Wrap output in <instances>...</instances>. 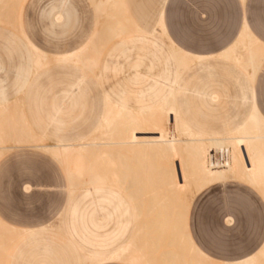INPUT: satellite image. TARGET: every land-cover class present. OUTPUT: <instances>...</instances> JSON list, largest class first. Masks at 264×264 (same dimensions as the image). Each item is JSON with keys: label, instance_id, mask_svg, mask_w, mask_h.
Wrapping results in <instances>:
<instances>
[{"label": "rangeland", "instance_id": "rangeland-1", "mask_svg": "<svg viewBox=\"0 0 264 264\" xmlns=\"http://www.w3.org/2000/svg\"><path fill=\"white\" fill-rule=\"evenodd\" d=\"M18 1L2 0L0 4V147L4 148L0 151V223L19 232L10 235L0 230V264H81L75 243L94 250L98 241H104L106 249L111 250L133 238L138 246L154 242L146 248L147 254L154 264H165L162 252H177L173 219L180 222L182 214L183 229L179 226L178 231L187 233L209 257L207 264H223L255 253L264 242V195L236 174L228 173L224 185L197 192L185 213L183 207L171 208L175 211L171 218V214H164L170 207L158 200L162 193V158L159 160L158 155L152 158L123 153L118 159L121 167L112 171L121 183L105 185L106 192L113 194L95 201L99 215L92 221L60 217L67 195L65 177L48 151L38 148L49 145L51 138L47 77L52 65L33 73L23 44L29 41L48 57L86 45L88 50L83 56L98 55L118 66L115 74L96 78L79 71L68 79L72 90L83 97L76 100L71 119L58 135L75 138L97 121L104 107V93L114 87L124 93L129 90L124 78L134 74L131 66L138 58L143 59L141 75H163L162 56L148 54L147 44L144 48L132 45L130 38L138 34L131 29L137 26L145 32L159 31L162 16L169 34L184 49L217 53L231 34L228 27H222L225 19L220 0H111L109 4L106 1L110 0H68L67 23L56 21L54 14L46 12L55 0H24V4ZM261 26L260 40L264 43V22ZM118 27L127 33L114 39L112 30ZM157 36L160 37L158 33ZM159 42L170 53L166 40ZM260 59L255 89L259 109L264 113V55ZM232 67L238 66L234 63ZM237 84L234 74L221 72L218 64L188 62L179 69L176 97L180 114L195 129L225 133L228 125L241 124L249 113ZM145 85L141 84V88ZM146 106L150 108L152 104ZM28 130L36 136L35 142L21 135ZM118 160L114 159L115 163ZM72 204L85 205L80 190ZM101 210L108 211L110 217L103 219ZM157 232L166 233L172 240L175 237L176 245L171 246L170 239L160 241L166 234ZM79 237L89 243H82ZM189 251L186 246L180 249L181 260L188 262Z\"/></svg>", "mask_w": 264, "mask_h": 264}, {"label": "crops", "instance_id": "crops-1", "mask_svg": "<svg viewBox=\"0 0 264 264\" xmlns=\"http://www.w3.org/2000/svg\"><path fill=\"white\" fill-rule=\"evenodd\" d=\"M68 5H70L68 0H55L51 2L46 12L48 14H54L56 21H63L64 23H67L69 20V10L66 8V6ZM220 7L224 17L223 19H225V23L222 24V27H228L227 31H229L231 34L227 37L226 42L222 45V49L217 53H191L190 51L184 49L169 34L168 28L162 16H160L158 23L159 31L153 30L151 32H145L143 29L137 26L131 29L138 34L137 36L130 38V43L132 45L141 46V48H144V44H147L149 45L147 48L148 54L156 58L157 56H162L163 65L165 67L163 75L156 78L141 75L139 70L142 66L143 59L138 58L133 66H131V68L134 70V74L124 78V82L130 87L129 90L124 93L120 92L114 87L113 90L104 93V107L97 121L89 125L88 131H83L76 134L75 138L69 136L68 134L58 135V132H61L71 119V114L73 111L72 108L76 103V100L83 97L81 92L75 93V91L72 90V87L68 83V79L74 77L79 71L99 78V76H105L109 73L115 74L118 72L119 68L115 63L106 59H101L99 56L92 68L88 66L86 67L84 65L82 66L75 61L73 62V60L65 61L68 60L70 56L72 57L85 51V49H88L86 45L71 52L52 54L49 57L47 56L50 60L47 65H52V68H50L48 71L47 77L48 93L50 95L48 122L50 127L49 135L51 138L49 145L38 148L46 149L48 151L52 160L59 165L65 177V188L67 195L65 206L59 213L60 217L78 219L83 223L92 221L94 217L99 215L98 211L94 207L95 201L98 200L101 202L107 198L106 196H111L113 194L112 192L109 194L106 192V182H93L89 185L74 190L70 195L67 169L61 163V161L48 150L50 147H75L76 145H81L82 142L84 143L87 141L89 138H91V136L93 137V135L97 132V129H99L101 126L100 124L104 119V113L108 105L115 106L129 113L146 114L150 113L151 111H156L172 101L173 105L171 103L170 104L173 106L177 118L189 131L200 137L215 140L228 139L231 136L237 134L242 128L244 129L248 125L255 113L264 121V113L259 109L257 91L255 89L257 76L262 65L260 56L264 55V43L260 40L259 34V27H263L261 26V23L264 22V0H220ZM58 10L59 12H57ZM125 33H127V30L124 28L123 32L113 38L119 39ZM157 33L160 35V37L157 36ZM159 39L162 41L166 40V44L170 49V53H166L163 46L160 44ZM23 44L28 53L29 61L33 67V73H36L38 70L36 71L34 67L35 52H38L43 56L46 55L29 41H25ZM179 52L182 53L181 56H178ZM188 55L189 57L192 56V58L188 57L190 60H187V62H211L213 64H218L221 72L225 70L234 74V77L238 81L237 85L239 87V94L240 96L244 97L245 101H247L249 105V113L241 124L228 125L225 133H212L206 132L202 129L193 128L191 124L182 117L176 97L177 85L179 82V60L186 58ZM234 63L237 64L238 67H232ZM141 84L147 85H145V88H141ZM125 94L129 96L128 99L125 98ZM129 102L133 103L134 106L129 105ZM149 103L152 104V107L150 108L146 106V104ZM137 104H139V106H135ZM173 160L175 159L172 158V161ZM226 182L228 181L223 179L222 181L211 183L203 189L221 186ZM243 182L252 188H255L249 183L245 181ZM79 190L81 191V202H85V205L83 206L79 204H72L74 196ZM263 190L264 181L261 189H257V191L260 192L261 195H264ZM101 211L103 213V219L110 217L108 211ZM227 222L231 223V218H228ZM4 227L7 230V232H4V234L15 235L19 233L14 228L6 226ZM86 229L87 227L83 226V230L86 231ZM184 235L189 239L195 250H197V252H199L205 258L206 263L209 262V257L190 239L189 235L187 233ZM79 238H81L82 243H89L84 241L82 237ZM134 240L135 239L133 238L111 250L106 249L107 245L104 241H98L95 245L96 249L94 250H87L79 246L77 243H75V247L81 255V264H84V257H88L92 264H112L126 261H122L124 258H122V260L118 259L128 251L129 246ZM144 246L145 244L140 246L137 245V247L133 249L134 255H139V252L142 251L143 248L145 250L146 246ZM2 250L3 252L5 251L4 248H2ZM177 251V254L173 251L174 254L172 253V257L174 256L175 258H180V252L178 249ZM263 254L264 242L255 253L239 260L223 262V264H255V262H259L262 259ZM165 259L164 261H166ZM125 263L130 264L128 262Z\"/></svg>", "mask_w": 264, "mask_h": 264}, {"label": "bare ground", "instance_id": "bare-ground-1", "mask_svg": "<svg viewBox=\"0 0 264 264\" xmlns=\"http://www.w3.org/2000/svg\"><path fill=\"white\" fill-rule=\"evenodd\" d=\"M110 2L111 0L106 1L107 4ZM18 3H20V0ZM22 3L24 4V0H22ZM0 4L2 5V0H0ZM14 5L12 4V7ZM17 7L14 6V9L18 10ZM20 8L22 9L19 6ZM14 13H17V11H14ZM7 14L10 16L9 13ZM17 15L21 16L19 11ZM17 20L20 21V18ZM123 31L124 28L122 27L113 29L112 36L115 37ZM87 50L85 49V51L77 55L70 56L65 61L73 60V62L75 61L82 66L92 68L98 55L83 56ZM188 57L189 55L186 56L187 59L182 57L183 59L179 60V69L181 66L187 65L189 62L187 60H190ZM189 58H192V56ZM49 62L50 60L47 56L35 52L34 67L36 71ZM170 103L173 105L171 101L162 108L146 114L129 113L115 106L108 105L104 113V119L100 124L101 126L93 137L91 136L87 141L82 142L81 145H73L75 147L48 148L51 154L59 159L67 169L69 194L71 195L74 190L93 182L120 184L121 180L117 178V175V177L113 176L112 171L121 167L122 161L118 159H121L123 153L144 157L152 156V158H154L153 155H158L160 156V158L158 157L159 160L162 158V162L158 160L162 175L160 178L162 193L158 200L163 206L170 207L169 210L171 212L169 213V210L167 211L166 209L164 214L168 216L171 214V218H173V212H175L171 208L176 210L177 207H183L182 210L185 208L187 210L189 202L197 192L211 183L226 179L228 173L236 174L239 179L259 190L261 189L264 181V121L256 113L244 129L242 128L241 131L230 138L222 140L206 139L189 131L179 121ZM21 135L26 136V141L28 142H35L36 140V137L29 130L26 133H21ZM18 141L21 142L20 140ZM3 149L0 147V151ZM172 158L175 160L172 161ZM114 159L118 161L115 163ZM156 166L158 169L159 165ZM108 173L112 174L110 178L107 177ZM186 210H184V213ZM140 214L141 212H139V216H141ZM174 217L176 216L174 215ZM183 217L182 214L180 222L184 219ZM180 222L179 219H173L174 228L172 232H176L174 235L176 242L174 240L175 237L171 236L177 244L175 245L179 252L180 249L183 250V247L186 246L192 256L189 253L190 259L186 262L179 257H172L173 251L167 252L165 250L166 252H162L164 257H166L165 264H207L205 258L195 250L189 239L183 233H179L178 227L180 226L183 229V223L180 224ZM163 223H167L166 219ZM0 230L7 232L1 223ZM140 231L141 229H139ZM163 233L161 234L160 232L159 234L162 236ZM163 236L166 237L167 234ZM164 237H161L160 241H162V238L167 239V241L168 239L172 240L167 238L168 236ZM173 240L170 242L171 246L174 245ZM184 242L187 243L184 244ZM136 243L137 240H134L128 251L122 257L119 256L118 260L124 258L122 261L126 260L125 262L130 264L153 263L154 259L150 258L149 252L147 254L148 250L146 248L152 246L154 242L150 246H146L147 242H145L146 247H144L147 251L143 248L139 255H134L133 249L137 247ZM153 247L155 248V246ZM84 258L86 264L91 263L88 257ZM255 264H264V254L262 259L259 262H255Z\"/></svg>", "mask_w": 264, "mask_h": 264}]
</instances>
